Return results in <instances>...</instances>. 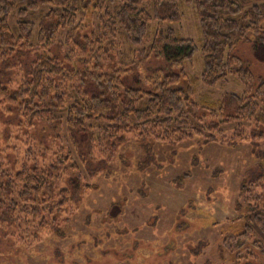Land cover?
I'll list each match as a JSON object with an SVG mask.
<instances>
[{"label":"trees","instance_id":"1","mask_svg":"<svg viewBox=\"0 0 264 264\" xmlns=\"http://www.w3.org/2000/svg\"><path fill=\"white\" fill-rule=\"evenodd\" d=\"M181 4L196 9L200 48L165 27L167 19L181 20ZM250 36L264 61V0H0V122L60 129L58 147H30L22 164L0 155V227L37 225L63 235L73 203L132 134L175 142L204 129L216 140L223 124H234L222 141L263 137L264 77L233 53ZM197 50L204 56L198 76L174 70ZM154 58L168 67L149 71ZM230 76L243 93L203 101L213 107L195 99L194 80L214 87ZM241 196L245 223L225 237V255L235 264H264V172L243 182Z\"/></svg>","mask_w":264,"mask_h":264},{"label":"rangeland","instance_id":"2","mask_svg":"<svg viewBox=\"0 0 264 264\" xmlns=\"http://www.w3.org/2000/svg\"><path fill=\"white\" fill-rule=\"evenodd\" d=\"M181 11V20L167 19L165 27L200 48L203 38L195 7L181 4ZM255 39L241 41L233 53L245 60L252 73L264 77ZM63 46L66 53L69 44ZM159 67L168 65L155 58L147 65L149 71ZM180 67L198 76L203 54L197 50L174 70ZM194 82L195 99L208 107L213 105L205 99L244 91L232 76L214 87L200 79ZM9 119L13 122L14 117ZM260 129L264 132V125ZM222 130L216 132V140L206 139L210 130L204 129L175 142L127 136L110 164L94 178L96 186L73 203L70 220L61 226L63 235L37 230L36 224L28 231L0 227V264H235L225 255L224 239L243 229L242 184L264 172V136L230 144L222 136L234 135V124H223ZM59 133L54 122L27 127L1 121L0 143L5 148L0 155L9 152L22 164L30 147L36 153L58 147Z\"/></svg>","mask_w":264,"mask_h":264}]
</instances>
